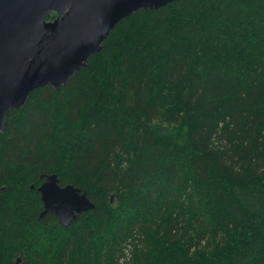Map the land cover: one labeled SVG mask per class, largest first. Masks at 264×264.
<instances>
[{
    "label": "trees",
    "instance_id": "trees-1",
    "mask_svg": "<svg viewBox=\"0 0 264 264\" xmlns=\"http://www.w3.org/2000/svg\"><path fill=\"white\" fill-rule=\"evenodd\" d=\"M45 174L95 207L39 218ZM0 264H264V0L134 12L10 111Z\"/></svg>",
    "mask_w": 264,
    "mask_h": 264
},
{
    "label": "water",
    "instance_id": "water-1",
    "mask_svg": "<svg viewBox=\"0 0 264 264\" xmlns=\"http://www.w3.org/2000/svg\"><path fill=\"white\" fill-rule=\"evenodd\" d=\"M172 1L0 0V133L8 113L23 108L33 90H57L85 67L120 20ZM41 177L39 218L52 213L68 226L95 207L85 190L60 185L55 174Z\"/></svg>",
    "mask_w": 264,
    "mask_h": 264
},
{
    "label": "flooded vegetation",
    "instance_id": "flooded-vegetation-1",
    "mask_svg": "<svg viewBox=\"0 0 264 264\" xmlns=\"http://www.w3.org/2000/svg\"><path fill=\"white\" fill-rule=\"evenodd\" d=\"M41 178H42V181H41V183H42V182L45 180V178H44V177H41ZM41 183H40V184H41ZM40 184H39V185H40ZM39 185H38V186H39ZM38 186H37V187H38Z\"/></svg>",
    "mask_w": 264,
    "mask_h": 264
}]
</instances>
